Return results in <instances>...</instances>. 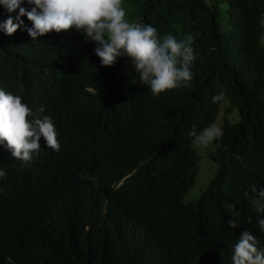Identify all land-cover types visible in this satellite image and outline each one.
Masks as SVG:
<instances>
[{
	"label": "trees",
	"instance_id": "1",
	"mask_svg": "<svg viewBox=\"0 0 264 264\" xmlns=\"http://www.w3.org/2000/svg\"><path fill=\"white\" fill-rule=\"evenodd\" d=\"M123 4L130 21L160 36L193 35L190 87L156 98L127 58L102 67L95 43L75 30L37 40L23 29L0 31V88L33 111L43 107L38 114L51 117L60 143L56 152L41 140L27 164L0 148V264H232L244 231L264 249L250 201L253 185L264 188V0ZM17 13L0 6V22ZM222 90L227 99L213 103ZM221 107L212 175L183 201L199 159L189 132L195 125L199 133ZM230 219L239 226L230 228Z\"/></svg>",
	"mask_w": 264,
	"mask_h": 264
},
{
	"label": "clouds",
	"instance_id": "2",
	"mask_svg": "<svg viewBox=\"0 0 264 264\" xmlns=\"http://www.w3.org/2000/svg\"><path fill=\"white\" fill-rule=\"evenodd\" d=\"M33 5L26 10L22 3ZM0 6L12 13L0 22V31L11 36L18 29L27 31L32 40L50 32L57 34L75 30L83 35L85 42H94L95 55L102 67L114 66L121 57L134 67L142 85L159 98L172 90L190 87L194 78L192 66L197 54L192 47L191 33L181 39L171 34L160 36L149 24L130 21L123 0H0ZM21 17L31 22L24 26ZM227 99L222 90L212 97L213 103ZM44 108L33 111L23 102L22 96L0 88V148L11 157L29 163L41 151V140L53 151H60L58 134L51 117L40 116ZM192 143L207 148L222 136V129L210 125L199 133L193 125L189 132ZM6 172L0 169V178ZM82 179L95 182L96 177L84 173ZM251 204L257 213V223L264 231V188L251 187ZM248 196V193H245ZM233 216H238L235 205L228 204ZM251 217H249V221ZM230 228H237L235 219L228 221ZM256 237L249 231L240 234L233 245L232 264H264V249L259 248Z\"/></svg>",
	"mask_w": 264,
	"mask_h": 264
},
{
	"label": "rangeland",
	"instance_id": "3",
	"mask_svg": "<svg viewBox=\"0 0 264 264\" xmlns=\"http://www.w3.org/2000/svg\"><path fill=\"white\" fill-rule=\"evenodd\" d=\"M217 11L219 14V18L221 23L223 24L225 22V13H224V3L219 2L216 4ZM126 10H130V6H126ZM128 19H130L128 17ZM261 23H262V30H261V35H260V43L264 45V13L261 18ZM224 25V24H223ZM233 110L236 113L235 108ZM222 107L219 109L217 115L215 116V119L213 122L208 124L206 127L210 125H215L220 127L222 123ZM228 117L230 119H233L234 113H229ZM237 118V115H236ZM235 118V119H236ZM205 128V127H204ZM203 128V129H204ZM192 147L194 150L199 154V159H198V169L196 171L195 179L194 182L191 186H189L183 195V201H191L195 199L201 192V190L204 188L206 185L208 179L212 175L213 169H214V163L210 159V151L213 150L214 146L211 144L207 148L199 147L194 144H192Z\"/></svg>",
	"mask_w": 264,
	"mask_h": 264
}]
</instances>
